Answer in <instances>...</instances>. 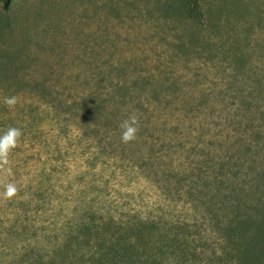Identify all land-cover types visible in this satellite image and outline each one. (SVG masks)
<instances>
[{
  "label": "rangeland",
  "instance_id": "1",
  "mask_svg": "<svg viewBox=\"0 0 264 264\" xmlns=\"http://www.w3.org/2000/svg\"><path fill=\"white\" fill-rule=\"evenodd\" d=\"M175 3L11 0L4 7L0 1V132L11 126L22 133L0 159V264H264V243L240 262L208 219L176 193L181 173L198 174L201 157L191 146L205 148L207 141L198 118H182L183 108L192 112L204 94L228 87L234 62L217 40L215 51L202 49L199 40L191 50L178 49L179 37L192 38L172 28L179 26L170 22L179 18L172 15ZM247 31L264 41V22ZM236 35L246 36L244 29ZM253 45L250 39L245 50L258 58ZM117 59L124 60L130 83L147 70L171 89L159 98L166 115L152 117L154 145L147 136L121 143L101 123L87 133L81 127L74 102L99 88L98 73H109L107 65ZM252 66L255 80L262 78L264 63ZM6 96H16V104L5 105ZM62 115L66 125L55 119ZM219 119L231 132L248 123L233 111ZM263 121L253 115V125ZM213 148L222 153L219 142ZM9 183L16 188L11 197L3 194Z\"/></svg>",
  "mask_w": 264,
  "mask_h": 264
},
{
  "label": "trees",
  "instance_id": "2",
  "mask_svg": "<svg viewBox=\"0 0 264 264\" xmlns=\"http://www.w3.org/2000/svg\"><path fill=\"white\" fill-rule=\"evenodd\" d=\"M0 1L7 7L11 0ZM227 2L217 6L212 0H176L172 9V15H179V18L173 17L174 20L170 21L179 24L172 26L173 30L181 29L192 38L186 43L179 37L175 41L178 49L191 50L190 46L199 40L203 44L202 49L215 51L217 40L220 43L218 49H222L227 59L231 57L234 62V73L227 82L228 87L216 95L204 94V103L192 108L195 114L187 106L183 108L182 118H198L199 132L205 131L200 135H206L207 141L205 148L199 144L191 146L193 154L201 157L195 162L198 174H194L193 169L181 173V179L175 177L177 181L174 184L177 185L176 193L190 202L194 212H201L208 219L210 227L237 251V259L241 262L245 257L253 256L254 247L264 243V121L256 126L252 124L253 115L256 119L264 118V75L255 80L257 73L254 72L257 70L252 66L254 62L264 63V41L251 38L247 31L262 26L264 0ZM235 12L239 13V18L235 17ZM240 29H244L246 36L236 35ZM250 39L254 44L252 50L261 51L258 58L245 50L250 45ZM123 61L117 59V63L112 61V64L107 65L110 69L106 70L110 74L101 70L96 78L100 87L84 92L73 105L81 111V127L85 133L92 125L101 123L97 127L106 126V133L109 132L113 137L119 136V142L122 143L120 119L135 116L138 129L135 137L147 136L146 140L153 144L152 140L157 138L154 137L156 128L152 117L160 118L161 121L166 115L167 105L158 106L159 98L167 97L171 89L161 84L159 73L147 70L139 71V76L130 83L124 71L126 67L122 66ZM165 81L176 84L177 79L166 77ZM149 93L153 96L152 100L147 96ZM248 98L251 100L247 101ZM154 111L158 112L155 116ZM232 111L248 120V123L235 128L233 132V128H220L222 121L219 119ZM62 116L55 118L58 125L68 123L66 116ZM208 118L215 120L211 124L204 123ZM98 133L99 130H96L95 134ZM224 135L229 139L228 144L224 142L225 137L220 140ZM217 142L222 151L219 155L216 154L217 149L213 148ZM219 217H224L226 223L217 220Z\"/></svg>",
  "mask_w": 264,
  "mask_h": 264
},
{
  "label": "clouds",
  "instance_id": "3",
  "mask_svg": "<svg viewBox=\"0 0 264 264\" xmlns=\"http://www.w3.org/2000/svg\"><path fill=\"white\" fill-rule=\"evenodd\" d=\"M5 105L14 106L17 102L16 96H6L3 98ZM136 117L130 116L128 119L124 120L121 127V141L129 142L133 140L137 134L136 127ZM21 130L17 127H8L6 130L0 132V159H6L9 151L15 147L18 142L19 137L21 136ZM16 192L14 184L9 183L5 186L4 195L11 197Z\"/></svg>",
  "mask_w": 264,
  "mask_h": 264
}]
</instances>
